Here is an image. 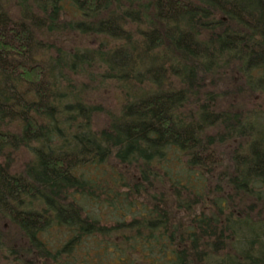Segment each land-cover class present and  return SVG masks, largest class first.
I'll use <instances>...</instances> for the list:
<instances>
[{"label": "trees", "instance_id": "obj_1", "mask_svg": "<svg viewBox=\"0 0 264 264\" xmlns=\"http://www.w3.org/2000/svg\"><path fill=\"white\" fill-rule=\"evenodd\" d=\"M75 256L264 264V0H0V264Z\"/></svg>", "mask_w": 264, "mask_h": 264}, {"label": "rangeland", "instance_id": "obj_2", "mask_svg": "<svg viewBox=\"0 0 264 264\" xmlns=\"http://www.w3.org/2000/svg\"><path fill=\"white\" fill-rule=\"evenodd\" d=\"M112 103H113V105H114L115 101L113 100ZM25 157H27L26 154H25ZM106 214H107V212L105 211L102 215H103V216H106ZM75 257H76V256H75ZM76 258H77V261H75V264H79V263H80L79 256L76 257ZM95 260H96V259H95V257L93 256V257H92V262L95 263Z\"/></svg>", "mask_w": 264, "mask_h": 264}]
</instances>
